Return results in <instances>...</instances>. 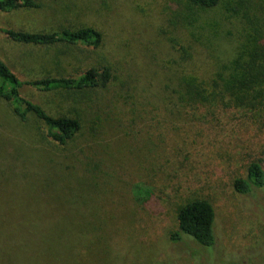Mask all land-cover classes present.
<instances>
[{
    "label": "rangeland",
    "instance_id": "rangeland-1",
    "mask_svg": "<svg viewBox=\"0 0 264 264\" xmlns=\"http://www.w3.org/2000/svg\"><path fill=\"white\" fill-rule=\"evenodd\" d=\"M38 1L43 7L0 11V24L39 31L94 25L104 33V44L95 49L66 44L43 47L16 43L0 34V56L11 68L29 79L73 73L100 62L114 66L116 79L112 93L101 94L107 106L91 103L84 112L75 109L77 103L59 100L53 93L28 92L53 111L82 115L83 128L76 146L67 150L70 156L45 152L63 162L48 171L55 178L73 165L83 169L84 184L79 178L75 181L91 200L86 206L62 198V193L58 199L41 184L43 162L39 167L35 160L36 168L23 158L29 157V151L18 157L0 144V252L5 261L10 259L0 264L25 262L21 257L14 260L16 251L5 245L16 241L19 230L32 238L38 209L55 205L62 212L54 219L76 224L79 213L86 217L85 223L90 221L87 245L79 249L83 253L66 259L70 264H264V187L240 194L233 186L248 162L260 160L264 166V119L258 124L259 117L238 109L216 115L182 109L174 114L165 112L163 105L147 109L139 102L137 109L135 96L115 91L122 82L139 80L141 91L152 99L160 94L171 97L178 77L190 71L199 74L196 65L228 79L252 38L260 31L264 35V0H222L211 8L188 0ZM191 54L189 66L184 58ZM146 100L141 97V104ZM99 118L98 129H92ZM31 123L24 127L29 137L37 129L34 119ZM15 128L20 127L0 126V138L10 140ZM211 128L215 134L208 132ZM84 160H88L86 169ZM176 170L198 176L201 187L194 193L215 205L216 242L210 248L186 234L181 241L171 239L179 229L176 202L186 192L162 200L158 195L163 190L160 184L167 178L173 181ZM155 193L159 201L153 204ZM71 212L75 214H66Z\"/></svg>",
    "mask_w": 264,
    "mask_h": 264
},
{
    "label": "trees",
    "instance_id": "trees-1",
    "mask_svg": "<svg viewBox=\"0 0 264 264\" xmlns=\"http://www.w3.org/2000/svg\"><path fill=\"white\" fill-rule=\"evenodd\" d=\"M188 1L193 5L211 8L217 6L222 0ZM41 7L43 4L38 0H0V11L6 13L21 8ZM261 32L252 38L249 46L235 61L233 73L228 79L218 71L207 69L204 65H196L195 69L199 74L190 71L178 77L175 87L172 88L171 97H163L160 94L154 97L156 100L152 99L141 91L139 80L131 81V83L122 82V85L118 86L119 90L115 91L128 98L135 96L133 107L137 109H139L138 102L140 103L138 105L147 107V109H160L163 105L165 112L168 110L174 114H179L182 109L188 112L206 110L213 115L222 110L238 109L243 110L246 116L259 117L258 124H260V120L264 119V35ZM0 34L16 43L43 47H57L66 44L70 47L83 45L95 49L100 48L105 39L104 33L99 28L88 24L42 31L16 29L0 24ZM192 56L193 54L184 58L188 60L189 66L193 61ZM112 67L114 66L93 62L88 68L78 69L73 73L23 79L0 56V126L11 124L20 127L13 130L10 140L3 141L0 138V144L14 151L18 157H23L20 153L29 151V157L23 158L36 168L35 160L39 162V167L43 162L45 172L41 174L43 175L40 178L41 184L46 191L55 193L58 199L64 196L62 198L75 199L77 202H84L86 206L91 200L83 188L80 192L77 181H75L79 178L80 184H84L80 178L83 169L79 165H73L72 170L67 167L64 171L57 172V178H55L48 171L57 163L62 164L63 162L62 160L56 162L55 154L52 156L45 152H54L59 155V151H63L66 155L70 146H76L79 133L83 128V117L77 114V110L74 114L60 113L59 110L53 111L45 107L43 102H38L31 97L28 92L34 89L53 93L59 100L77 103L78 107L75 109L82 110V112L91 109V103L95 105L104 103L107 106L108 100L105 104L106 100L101 98L105 96L101 94L112 93L116 79ZM141 97L147 99L142 101L145 105L141 104ZM32 119L37 122V129L34 130V136L29 137L24 127H31ZM99 122L100 118L93 123L92 129H98ZM215 130L211 128L208 132L215 134ZM46 146L50 150H45ZM29 147L39 150L33 151ZM87 164L88 160H84L85 169ZM175 172L176 176L173 177V181L167 178L160 184L163 190L158 195V198L162 200L173 197L174 194L186 192V196L180 195L176 202H179L177 209L179 229L171 233V239L181 241L182 235L186 234L200 246L210 248L216 242L215 205L209 198L194 193L196 188L201 187V180L198 176L184 175L177 170ZM233 186L240 194H248L254 188L264 187L262 162L260 160L248 162L245 174L235 177ZM60 193L63 195L61 196ZM150 194L152 195L153 192ZM155 195L156 193L150 203L154 204L159 201L156 200ZM59 208L56 205L39 208V222L36 221V232L32 238L26 237L25 233L19 230L16 241L5 245L6 249L16 251L17 256L14 260L21 257L25 261L23 264H70L72 261L66 259H72L78 252L83 253V250L79 249H84L87 245L85 237L89 233L90 221L85 223L86 217L79 213H77L78 222L76 224L62 218L54 219L53 216L62 212ZM75 212L66 214L71 215ZM24 236L26 239L24 238L23 242L20 239ZM4 256L5 254L0 252V261L4 260ZM7 261L9 263L10 259L4 260V262Z\"/></svg>",
    "mask_w": 264,
    "mask_h": 264
}]
</instances>
